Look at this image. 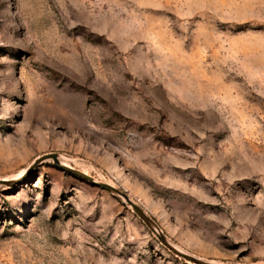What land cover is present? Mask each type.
<instances>
[{"label":"rangeland","instance_id":"1","mask_svg":"<svg viewBox=\"0 0 264 264\" xmlns=\"http://www.w3.org/2000/svg\"><path fill=\"white\" fill-rule=\"evenodd\" d=\"M0 181V264H264V0H0Z\"/></svg>","mask_w":264,"mask_h":264},{"label":"water","instance_id":"2","mask_svg":"<svg viewBox=\"0 0 264 264\" xmlns=\"http://www.w3.org/2000/svg\"><path fill=\"white\" fill-rule=\"evenodd\" d=\"M47 158H50L52 159L56 164H59L58 161H57V158H56V155H47V156H44L42 158H39L38 160H36L33 165L31 166L32 168L34 166H36L39 162H41L43 159H47ZM60 167H62L64 170L66 171H69V172H72L73 174L77 175V176H80L82 178H84L85 180L89 181V182H92V183H95L89 176L79 172V171H76V170H73L71 168H68V167H65V166H62L61 164H59ZM2 183H6V181H0V184ZM99 185L100 187L106 189V190H109L115 194H118V195H121L123 196V198L125 199V201L133 208V210L139 215L140 218H142V220L153 230H154V227L152 226V223H151V220L142 212V210L140 208H138L135 204H133L128 198L127 196H125L124 194H122L119 190L115 189L114 187L110 186V185H107V184H97ZM160 237V236H159ZM161 238V237H160ZM162 240V239H161ZM162 242L164 244H166L168 247H170L174 252L176 253H179L181 254L183 257H185L186 259L188 260H191L193 262H197V263H200V264H207V263H201L199 262L198 260H195L194 258L186 255V254H183L181 252H179L178 250H175L174 248H172V246H170L167 242H165L164 240H162Z\"/></svg>","mask_w":264,"mask_h":264},{"label":"bare ground","instance_id":"3","mask_svg":"<svg viewBox=\"0 0 264 264\" xmlns=\"http://www.w3.org/2000/svg\"><path fill=\"white\" fill-rule=\"evenodd\" d=\"M188 255V254H187ZM189 256V255H188ZM196 259V258H195Z\"/></svg>","mask_w":264,"mask_h":264}]
</instances>
